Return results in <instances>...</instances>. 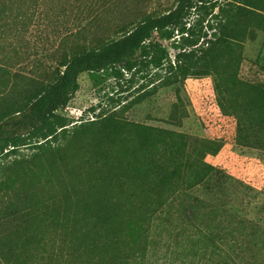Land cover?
Returning <instances> with one entry per match:
<instances>
[{
  "label": "trees",
  "instance_id": "obj_1",
  "mask_svg": "<svg viewBox=\"0 0 264 264\" xmlns=\"http://www.w3.org/2000/svg\"><path fill=\"white\" fill-rule=\"evenodd\" d=\"M36 1L0 0V76L10 73L14 61L5 55L2 33L5 28L15 32L18 14L27 9L23 6ZM218 1L176 0L170 9L139 19L116 38L73 50L51 80L32 89L21 103L0 108V157L27 145L37 149L31 159L46 158L48 167L42 182L30 183L12 172L22 160L0 163V185L5 182L7 188L0 195V264H264V190L201 161L196 176H173V161L164 155L136 176L108 145L99 147V158L82 159L69 170L65 164L71 161L63 162L60 147L50 145L66 138L68 122L57 111L78 89L82 72H130L152 65L169 66L171 73L185 76L241 31L234 27L241 18L242 29L264 31V6L255 4L263 0L234 5ZM200 13L216 17V22L207 24L212 38L198 44L202 35L189 18ZM174 31L178 36L171 59L157 36L170 38ZM262 105L254 148L264 158ZM230 185L242 188L249 208L227 204ZM256 198L260 204H250ZM201 244L224 260H194ZM186 245L192 253L182 252Z\"/></svg>",
  "mask_w": 264,
  "mask_h": 264
},
{
  "label": "rangeland",
  "instance_id": "obj_2",
  "mask_svg": "<svg viewBox=\"0 0 264 264\" xmlns=\"http://www.w3.org/2000/svg\"><path fill=\"white\" fill-rule=\"evenodd\" d=\"M175 1L37 0L29 7L25 4L23 8L27 9L15 21V32L5 28L2 33L5 55L14 61L10 73L0 76V108L21 103L32 89L51 80L71 51L116 38L139 19L170 9ZM218 2L234 5L244 0ZM263 2L255 4L264 6ZM189 22L196 24L202 35L198 44L212 38L207 24L213 25L216 17L200 13L192 15ZM235 25L241 31L219 44L211 59L195 65L185 76L171 73L169 66L152 65H140L130 72H82L78 89L57 111L67 119L66 138L50 144L60 147L63 162H72L65 164L66 169L74 170L82 159L99 158V147L108 145L114 157L126 162L136 176L149 162L159 164L166 156L173 161V176H196L202 171L201 161L256 190H264V158L254 148L258 142L254 136L258 113L264 103V31L242 29V18ZM177 36L176 31L170 38L157 36L171 59ZM36 151L23 145L15 153L0 157V163L4 166L20 159L22 166H14L12 172L27 182H42L48 176L47 159H31ZM195 160H199L198 167ZM230 186L227 204L249 208L246 197H241L242 188ZM6 189L4 182L0 195ZM260 197L264 203V194ZM175 202L173 207L177 199ZM250 204L260 202L256 198ZM163 233L160 230L158 235ZM182 252L192 253L188 245ZM201 257L224 260L221 254L205 251L202 244L194 260Z\"/></svg>",
  "mask_w": 264,
  "mask_h": 264
}]
</instances>
